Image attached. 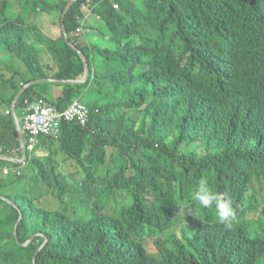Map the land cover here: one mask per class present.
<instances>
[{"label": "trees", "instance_id": "16d2710c", "mask_svg": "<svg viewBox=\"0 0 264 264\" xmlns=\"http://www.w3.org/2000/svg\"><path fill=\"white\" fill-rule=\"evenodd\" d=\"M69 1L0 0V59L27 66L0 80V108L20 117L40 98L90 113L42 138L46 155L27 150L28 172L0 169V264H264L250 194L264 185V0H78L65 35H45L36 21L61 27ZM0 155H21L5 111ZM201 179L231 201L230 225L194 199Z\"/></svg>", "mask_w": 264, "mask_h": 264}, {"label": "built area", "instance_id": "2783aa9c", "mask_svg": "<svg viewBox=\"0 0 264 264\" xmlns=\"http://www.w3.org/2000/svg\"><path fill=\"white\" fill-rule=\"evenodd\" d=\"M90 8L91 6L89 2H86V4L82 6V10L85 12L86 16L82 22L81 28L77 31L78 36L81 34L85 35L86 20L87 15L90 13ZM113 8H118V5L113 4ZM35 100H39L40 105L32 108L31 105ZM48 103L49 102L40 98L25 101L24 118H22V132H24V137L26 138L28 149L30 151H33L40 144L41 137H52L54 139H58L61 134V127L63 123H74L84 128L89 122V109L83 104L78 105L77 103L64 113L58 112L56 107L52 105L50 107L51 111L56 116L51 119H47L48 113L45 108ZM96 112L97 111H95V113ZM21 164L24 165L25 162L21 161ZM4 172L8 171L5 170Z\"/></svg>", "mask_w": 264, "mask_h": 264}, {"label": "rangeland", "instance_id": "374dc122", "mask_svg": "<svg viewBox=\"0 0 264 264\" xmlns=\"http://www.w3.org/2000/svg\"><path fill=\"white\" fill-rule=\"evenodd\" d=\"M24 15H33L34 13L31 12V14H24ZM36 24L38 25V27L43 31V33L47 36H49L50 38L55 39L56 37H58L61 34V27H58L57 25V21L54 20V17L52 16H48V15H42L40 17V19H38L36 21ZM91 26H94V30H96L97 33H100L102 36H100V44L104 45L106 43L105 39H103V36L105 35V29L103 27L102 23H98L96 21V26H95V21L92 20V22H90ZM92 37V34L90 36H88V38ZM97 37V36H96ZM9 62L4 63L2 62V60L0 59V80L4 79V80H9V79H15L17 81L18 78L14 77L12 71L13 70H19L22 72L27 71V66L22 64L21 61H19L18 59H15L14 57H11L10 55H8ZM41 61L44 65H48V64H52L51 59L49 58V56L47 55H42L41 56ZM7 95H11V92H7ZM40 105L39 100H35L32 103V108H35L37 106ZM52 104H46V111L48 113L47 119H51L52 117L56 116L52 113L51 111V107ZM60 125H61V121H60ZM38 153H36L38 156H44L46 155V153L44 151H42L41 149L37 151ZM108 163L110 165H118L119 162V158L117 156H110L107 159ZM20 172H28V169L26 167H21ZM16 172V171H14ZM8 172H4V175H8ZM253 193L254 196L256 197L257 201L259 202V204H262V202H264V185L261 187V185H253L252 190L250 192V194ZM46 195H44L41 198V201L43 202L45 199ZM258 218V214H250L249 215V219ZM146 247L148 249L149 253H152L151 249H152V245H151V241H146ZM39 252V250L36 252V254Z\"/></svg>", "mask_w": 264, "mask_h": 264}, {"label": "clouds", "instance_id": "9594fccd", "mask_svg": "<svg viewBox=\"0 0 264 264\" xmlns=\"http://www.w3.org/2000/svg\"><path fill=\"white\" fill-rule=\"evenodd\" d=\"M87 19H88V17H87ZM87 24L88 23H87V20H86V25ZM85 34H86V26H85ZM32 83L35 84L36 82H32ZM47 102H49V101H47ZM49 103L52 104L51 102H49ZM12 105H14L15 108H16V105L12 103L10 106H3L2 108H0V111H5V114L7 116H9V115L13 116ZM24 112H25V109H24ZM24 112H21L20 117H18L17 116V109H16L15 116H13L14 118L17 117L20 120V128H21L22 137H24V132H22V118H24ZM42 138H52V137H41L40 138V144L36 148L41 146V139ZM52 139H54V138H52ZM24 141H25L26 151L28 150L31 153L32 152L38 153L36 151V148L33 151H30L28 149V145H27L25 137H24ZM20 157H21V155H20ZM1 160L14 162V163L19 164L20 166L18 168H15V169H10L8 167H3ZM26 160H27V158H26ZM26 160L24 162H26ZM0 163H1L0 169H2L3 172L5 170H7L8 173H10L11 171L12 172L16 171V172L19 173L20 172L19 171L20 168L24 167V165H25V164L24 165L21 164V161H20L19 157H15V159H14V158H4V156H3V158H0ZM16 172H14V173H16ZM194 199L199 203L200 206H202L204 208H208V207L212 206L213 204H215L217 218H218L220 223H223L225 225H230L236 219L234 210H233L232 205H231V201L229 199H226L223 194H213L209 190V188L207 187V182L204 179L200 180L198 188L194 192ZM263 207H264V202H263Z\"/></svg>", "mask_w": 264, "mask_h": 264}, {"label": "water", "instance_id": "95a60500", "mask_svg": "<svg viewBox=\"0 0 264 264\" xmlns=\"http://www.w3.org/2000/svg\"><path fill=\"white\" fill-rule=\"evenodd\" d=\"M78 0H70L69 3L67 4L63 15H62V21H61V30L63 32V34L65 35V27H64V19H65V15L67 14V12L73 7V5L77 2ZM66 40L68 41V39L66 38ZM70 46H73L71 43H69ZM75 49H77L76 47H74ZM46 81H52V83H62L64 80H54V79H43V80H38L35 82H46ZM85 81V79H84ZM29 86V85H28ZM20 94L17 95L16 99L19 97ZM12 112H13V116H15L16 113V108L14 105H12ZM15 119V124H16V128H17V133H18V137H19V141H20V161H25L27 158V151H26V147H25V141H24V137H22V133H21V128H20V120L16 117ZM0 158H3V155H0Z\"/></svg>", "mask_w": 264, "mask_h": 264}, {"label": "crops", "instance_id": "0c3cea01", "mask_svg": "<svg viewBox=\"0 0 264 264\" xmlns=\"http://www.w3.org/2000/svg\"><path fill=\"white\" fill-rule=\"evenodd\" d=\"M91 17H92V15L90 14V15L88 16V19H91ZM48 89H50V91H57V92L59 91V90L56 89V88H55V89L48 88ZM56 97H57L56 94H54V96L52 97V99H56ZM16 157H17V156H16Z\"/></svg>", "mask_w": 264, "mask_h": 264}]
</instances>
